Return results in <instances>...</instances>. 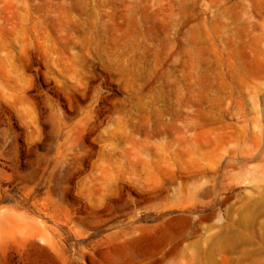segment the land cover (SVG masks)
Instances as JSON below:
<instances>
[{"label":"rangeland","instance_id":"rangeland-1","mask_svg":"<svg viewBox=\"0 0 264 264\" xmlns=\"http://www.w3.org/2000/svg\"><path fill=\"white\" fill-rule=\"evenodd\" d=\"M0 264H264V0H0Z\"/></svg>","mask_w":264,"mask_h":264}]
</instances>
